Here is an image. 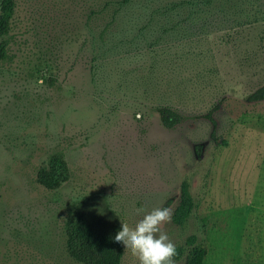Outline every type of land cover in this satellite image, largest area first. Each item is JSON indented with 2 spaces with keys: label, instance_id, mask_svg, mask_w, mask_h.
I'll return each mask as SVG.
<instances>
[{
  "label": "rangeland",
  "instance_id": "1",
  "mask_svg": "<svg viewBox=\"0 0 264 264\" xmlns=\"http://www.w3.org/2000/svg\"><path fill=\"white\" fill-rule=\"evenodd\" d=\"M119 1L17 0L0 59V264H80L71 211L134 227L140 209L174 214L183 183L196 208L165 226L175 264L192 235L206 264H264V101L248 100L264 85V0L174 27L158 0ZM160 106L184 121L166 128ZM57 151L71 179L48 190L37 171ZM123 264L138 261L124 250Z\"/></svg>",
  "mask_w": 264,
  "mask_h": 264
},
{
  "label": "trees",
  "instance_id": "2",
  "mask_svg": "<svg viewBox=\"0 0 264 264\" xmlns=\"http://www.w3.org/2000/svg\"><path fill=\"white\" fill-rule=\"evenodd\" d=\"M139 0H120L119 9L126 10L129 4ZM146 3L150 0H144ZM261 0H158L152 10L168 20L171 26L193 24L194 20L207 14L233 17L242 11L241 5H259ZM151 5V4H148ZM17 7V0H1L0 2V59L7 58L8 36L12 28V19ZM143 9L151 10L144 6ZM177 13V14H174ZM203 13V14H202ZM177 17V20L173 17ZM209 18V17H208ZM208 18H205L208 20ZM176 20V21H174ZM236 21V19H232ZM252 102L264 101V85L259 86L249 96ZM162 124L169 129L175 128L184 121V115L176 108L160 106L158 108ZM207 117L214 125L217 122L210 114ZM71 179V169L62 151L52 153L37 171V181L48 190H57ZM196 208L195 200L189 191L187 183H183L179 204L173 220L178 225H184ZM121 221L116 214L107 217H92L84 207L71 211L64 223L66 249L70 257L80 264H123L124 249L113 243L115 234L119 231ZM185 257L184 264H206L207 247L192 235L186 241V246L178 249V256Z\"/></svg>",
  "mask_w": 264,
  "mask_h": 264
},
{
  "label": "clouds",
  "instance_id": "3",
  "mask_svg": "<svg viewBox=\"0 0 264 264\" xmlns=\"http://www.w3.org/2000/svg\"><path fill=\"white\" fill-rule=\"evenodd\" d=\"M140 212L142 218L134 227L123 221L113 243L136 257L138 264H175L176 245L165 230L172 221V209L159 207Z\"/></svg>",
  "mask_w": 264,
  "mask_h": 264
}]
</instances>
